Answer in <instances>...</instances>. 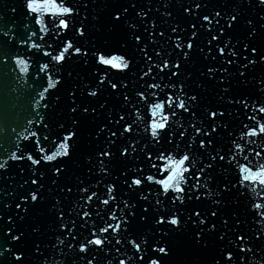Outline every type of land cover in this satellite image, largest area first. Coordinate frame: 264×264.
Masks as SVG:
<instances>
[{"label":"snow or ice","instance_id":"1","mask_svg":"<svg viewBox=\"0 0 264 264\" xmlns=\"http://www.w3.org/2000/svg\"><path fill=\"white\" fill-rule=\"evenodd\" d=\"M5 8L0 70L36 87L0 264H264V0Z\"/></svg>","mask_w":264,"mask_h":264},{"label":"water","instance_id":"2","mask_svg":"<svg viewBox=\"0 0 264 264\" xmlns=\"http://www.w3.org/2000/svg\"><path fill=\"white\" fill-rule=\"evenodd\" d=\"M19 3L20 0H0V16H3L5 20L14 18L19 23L23 19L22 10L18 8L17 13L13 17V14L8 12L5 8V4L10 8L13 4L19 5ZM16 75V73H10L7 67L0 70V145H2L8 153L15 150L12 148V141L15 140L12 130L15 129L17 133H23L24 127L27 126L26 120L34 119L31 115L34 103L33 97L35 95L32 90L36 85L27 78L24 80H17ZM61 92H63V89H61ZM43 103L42 101L41 104ZM54 104L55 102L53 101V105ZM53 105H50V107ZM39 111L41 115H43L46 110L40 108ZM59 111L66 116V100L59 105ZM32 130H36L34 126ZM257 150L260 151L263 150V148H257ZM3 159H7V156L0 155V160ZM74 170L77 174H80V169ZM252 198L257 200V202H262L255 194H252Z\"/></svg>","mask_w":264,"mask_h":264}]
</instances>
